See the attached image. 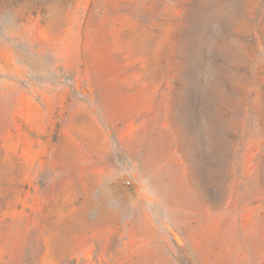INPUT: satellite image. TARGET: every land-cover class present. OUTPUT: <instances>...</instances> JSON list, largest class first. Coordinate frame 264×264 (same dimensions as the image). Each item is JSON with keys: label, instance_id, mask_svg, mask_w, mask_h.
I'll use <instances>...</instances> for the list:
<instances>
[{"label": "rangeland", "instance_id": "rangeland-1", "mask_svg": "<svg viewBox=\"0 0 264 264\" xmlns=\"http://www.w3.org/2000/svg\"><path fill=\"white\" fill-rule=\"evenodd\" d=\"M0 264H264V0H0Z\"/></svg>", "mask_w": 264, "mask_h": 264}]
</instances>
